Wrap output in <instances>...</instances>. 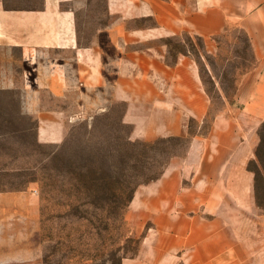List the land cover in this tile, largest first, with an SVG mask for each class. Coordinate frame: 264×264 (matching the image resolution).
<instances>
[{
  "label": "crops",
  "instance_id": "obj_1",
  "mask_svg": "<svg viewBox=\"0 0 264 264\" xmlns=\"http://www.w3.org/2000/svg\"><path fill=\"white\" fill-rule=\"evenodd\" d=\"M101 3L93 13L100 0H0V117L27 119L39 143L57 144L91 101L124 102L132 139L190 136L186 155L136 191L131 222L146 232L139 254L122 264H264L256 190L264 0ZM143 18L156 24L131 25ZM230 26L248 37L255 66L239 81V107L230 104L202 134L211 100L198 65L182 52L170 61L162 40L182 32L213 39Z\"/></svg>",
  "mask_w": 264,
  "mask_h": 264
},
{
  "label": "rangeland",
  "instance_id": "obj_2",
  "mask_svg": "<svg viewBox=\"0 0 264 264\" xmlns=\"http://www.w3.org/2000/svg\"><path fill=\"white\" fill-rule=\"evenodd\" d=\"M102 10L100 0L93 13ZM162 43L170 61L182 52L198 65L211 100L201 130L208 134L217 114L230 104L239 107V81L255 66L248 37L230 26L213 39L182 32ZM90 106L75 115L57 144L39 143L25 131L33 128L27 119L0 117V264H122L139 254L146 225L133 227L134 195L157 180L171 159L186 155L190 136L132 139L133 126L122 121L124 102L94 100ZM189 126L198 131L196 122ZM257 185L264 207L260 176Z\"/></svg>",
  "mask_w": 264,
  "mask_h": 264
},
{
  "label": "trees",
  "instance_id": "obj_3",
  "mask_svg": "<svg viewBox=\"0 0 264 264\" xmlns=\"http://www.w3.org/2000/svg\"><path fill=\"white\" fill-rule=\"evenodd\" d=\"M257 158H258L259 163L261 164V167H262V170L259 169V171L257 172V176H256V190L258 193L257 183H258L259 176L264 182V123L261 126V143H260V146L257 150Z\"/></svg>",
  "mask_w": 264,
  "mask_h": 264
}]
</instances>
